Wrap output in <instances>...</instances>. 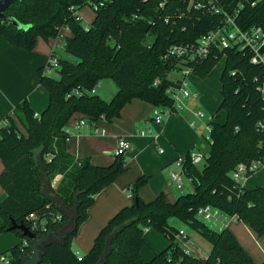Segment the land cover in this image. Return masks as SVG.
Here are the masks:
<instances>
[{"label":"trees","instance_id":"1","mask_svg":"<svg viewBox=\"0 0 264 264\" xmlns=\"http://www.w3.org/2000/svg\"><path fill=\"white\" fill-rule=\"evenodd\" d=\"M235 1L216 0L221 6ZM101 2L94 9V4ZM241 2L237 22L243 28L264 27V0ZM85 6L95 11L87 26L79 14ZM148 8H156L158 15L141 26L137 21ZM5 13L23 24L18 27L0 21V35L15 47L33 50L39 38L59 37L64 27L71 36L64 37L66 56H58L56 66L48 62L37 70L39 83L49 94L47 107L37 115L25 98L0 124L4 165L0 184L5 193L0 201V232L12 231L23 238L0 257L6 256L9 264H24L23 257L31 251V245L24 244L25 239L31 240L22 230H9L13 220L31 227L27 217L34 213L39 223H45L47 232H63L71 219L70 210L77 206V228L65 240L46 245L41 264H98L105 252L104 264H257L229 228L214 229L197 217V210L210 204L236 215L258 235L264 234V186H240L231 176L239 162L264 156V130L257 127L258 121L264 120V98L257 89L264 79V68L251 63L249 53L234 48L213 50L192 62L167 55L172 45L195 43L213 29L220 22L219 14L208 4L198 9L190 6V0H17ZM56 54L53 51L51 56ZM223 57L220 109H225L226 115L222 121L211 120V139L204 138L205 148H198L206 154L202 166L193 164L186 154L183 169L193 189L174 202L163 192L145 201L138 192L149 176L141 175L129 186L135 194L133 204L109 220L91 250L79 260L72 250L73 238L88 219L96 195L126 172L127 166L124 155L103 166L93 164L90 157L69 153V133L65 130L69 119L81 113L112 121L133 99L159 108L171 107L174 101L166 91L169 83L165 79L169 73L191 67L192 72L205 77ZM47 67L57 75L46 74ZM106 78L118 87L109 101L91 93ZM158 79L161 82L156 85ZM77 88L83 94H75ZM58 175L61 178L54 186ZM172 217L184 220L210 241L208 256L186 251L178 241L180 230L169 222ZM147 227L158 229L169 239L168 246L150 260L142 255ZM47 232L36 234L42 237Z\"/></svg>","mask_w":264,"mask_h":264},{"label":"crops","instance_id":"2","mask_svg":"<svg viewBox=\"0 0 264 264\" xmlns=\"http://www.w3.org/2000/svg\"><path fill=\"white\" fill-rule=\"evenodd\" d=\"M83 8L79 10L80 16H84ZM94 17L90 23L93 21ZM81 18L84 20L83 17ZM65 36H71V31L67 27L61 29L60 38H62V45L60 47L57 48L56 45L51 46L54 37L49 40L39 38L35 49L31 50V52H25L28 50L11 45L3 35H0V78L4 80V76L11 74V72L18 73L20 69V67L17 66L18 62L22 61L26 64L28 59L35 62V57L41 55L46 49L50 50L51 54L53 51L56 52L60 57L59 49L64 50L63 44ZM42 66L45 65L39 67ZM98 85H100V83ZM96 88L95 93L97 94L98 90ZM116 92L112 95V98ZM45 102L46 103L42 105L43 101L38 103L37 100L32 99V96H30V103L37 114H40L47 107L49 101L47 102L46 100ZM12 104H14L13 101L6 99L0 105V124L4 122V116ZM154 108L155 106L147 101L133 99L124 106L120 117L114 118L112 121L107 119L103 121H100V119L97 120L96 125L101 129L98 132H95L93 125L78 126L77 123L81 117L80 115H82L81 113H75L72 116L76 118V124L73 122L68 126L69 121L67 122L66 126L69 131V137L66 142L67 151L76 157H90L92 163L95 165L105 166L111 164L115 160V151L120 137L126 138L131 143V149L124 154L127 171L119 175L111 185L96 195L95 202L89 209L88 219L80 225L77 235L72 240V250L77 255L83 256L87 254H81L78 249H74L73 247V244L79 241V237L82 234L84 237H87V239H90L91 236L94 237L99 234V231H101L118 211L125 206L133 204L135 198L131 202L130 199L133 198V195L132 193L126 195V187L131 186L141 175L146 174L149 176V181L141 190L143 193L151 192V194L155 195L152 199L140 197L145 201L153 200L160 193L167 192L166 190L170 184L175 186L171 179L170 171L174 169L173 167H175L173 171H181L182 167L176 162L177 158L188 154L193 149H198L202 145L204 136L202 129H200L201 126L200 128H195L191 125L193 112L196 110L194 105H188V108L183 112L165 116L162 124L155 122L153 118ZM18 125L20 130L24 132V128L19 122ZM102 129H104V131H102ZM142 130L147 131V133L142 134ZM3 169L4 165L0 158V174ZM261 173L264 172L252 174L246 181L245 186L248 188L259 186V184H257V176L262 175ZM60 178L61 175L55 178L53 181L54 186ZM4 196L5 193L0 184V201ZM167 200L174 202L169 199ZM56 202H59L62 207V203L59 200H56ZM64 207L63 205V208ZM226 227L233 232L235 237L257 264L264 262V236L261 237L258 235L249 224L239 219H230L226 223ZM148 230L149 229L146 231ZM185 234L186 237H183L188 242L190 234L187 233V231H185ZM19 242L20 241L11 236V234L0 233V253ZM168 244L164 247L158 245V247L163 250ZM184 247L187 252L197 256L206 257L209 254L204 253L200 247L195 249L198 254H196L195 251L187 250L189 246L186 242ZM154 255L155 253H148L145 259L147 260Z\"/></svg>","mask_w":264,"mask_h":264},{"label":"built area","instance_id":"3","mask_svg":"<svg viewBox=\"0 0 264 264\" xmlns=\"http://www.w3.org/2000/svg\"><path fill=\"white\" fill-rule=\"evenodd\" d=\"M102 4V2L100 4H94V9H97ZM206 4L210 6L211 10L221 16L220 22L213 29L202 34L195 43L172 45L169 48L167 55L181 58L186 60V62H192L193 60H199L207 57L213 50L223 51L234 48L238 51L249 53L251 63L264 68V27L261 25H254L249 28H243L237 22L240 9L243 7L241 0H236L229 6H221L216 2V0H190V6L197 9ZM166 21H168V19H166ZM49 62L56 66L58 64V55L56 54L55 56H51V60ZM47 70L50 72L54 69H52V67H47ZM180 71L182 72L183 77L178 80L176 87H172L169 84V87L166 90L173 98V106L166 108H154L153 118L158 124H162L164 122L165 116L177 114L187 109V99L191 96H199L198 92H191L187 87L186 76L192 72L191 67H184ZM232 73L235 74L234 71ZM255 80H257V78H255ZM160 82L161 81L158 79L155 84L158 85ZM257 89L264 98V79L258 83ZM74 92L77 95L83 94V91L79 88L75 89ZM91 93H95V88L91 90ZM193 113L194 118L191 120V125L196 128L198 126L195 118H203L205 117V114L201 110H195ZM99 119L83 115L80 117L77 124L78 126L93 125L95 132H98L101 130L96 125V121ZM212 119L213 117H209V121L206 120L203 124L204 129L206 130V133L203 136L206 140L211 139L210 134L212 130ZM257 127L259 130H264V120H259ZM65 130L69 133L67 126L65 127ZM102 131H104V129H102ZM141 133L146 134L147 131L142 130ZM130 149L131 143L126 138L120 137L115 155H124ZM188 159H190L193 164H201L206 160V154L200 149H193L189 152ZM186 161V155L178 157L176 162L182 167V169L181 171L171 172V179L175 184V187L182 193L184 192L186 180L191 182V178L186 175L183 169ZM257 172H264V156L253 159L250 162H239L232 170L231 176L238 185L245 186L248 178ZM197 217L214 229L218 230L227 228L226 223L230 219H238L236 215L226 214L219 208L210 204L199 207L197 210ZM27 218L30 220L31 227L29 228L32 231L47 232L45 223H39L34 213H31ZM180 235L186 237L185 231L180 230ZM24 244L26 246L31 245V243L26 239L24 240ZM0 259L9 263L6 256H1ZM78 259L81 260L82 255L78 254Z\"/></svg>","mask_w":264,"mask_h":264},{"label":"rangeland","instance_id":"4","mask_svg":"<svg viewBox=\"0 0 264 264\" xmlns=\"http://www.w3.org/2000/svg\"><path fill=\"white\" fill-rule=\"evenodd\" d=\"M94 12L95 11L91 6H86L83 8L84 16H81L84 18L83 24L88 25L90 23V21L94 17ZM157 15H158V12L156 8H148L143 12L140 19L137 22L141 26H146ZM61 39L62 38H60V36L59 38L58 37L54 38L51 46L56 45L57 48L60 47L62 45ZM59 50H60L59 51L60 56L62 57L66 56V53L64 50H61V49ZM25 52H31V50H28ZM35 58H36L35 62H32V60L30 59H28L26 64H24V62L22 61L18 62L17 66L20 67L18 73L11 72V74L4 76V80L0 78V105L6 99L14 102L12 106L10 105L11 110L9 109L8 112H6L4 118L8 114H11L14 106L18 102L24 100L25 98H27L30 101V96H32V99L37 100L38 103L43 101L42 105L46 103L45 102L46 100L47 102L49 101L48 92L42 86H40L37 68L41 65L46 66L48 64V62L51 60V51L46 49V51L42 52L41 55ZM224 67H225V57L221 58L219 62L213 67V69L205 77H201L194 72H191L186 76L187 87L190 89V91L199 93L198 97L191 96L189 98L190 100L187 99V105H194V107H196V110H201L204 112L205 117L195 118V120L197 121V126L199 128L201 126L200 129H202L203 135L206 133V130L204 129L203 124L206 120L209 121V117H215V119H218L220 121L225 119L226 111L225 109H220V104L222 101L221 75H222ZM46 74L50 76L57 75V73L54 70L50 72L46 70ZM182 77H183L182 72L180 70H175L169 73L165 79L172 87H176L178 80ZM96 87H97L96 89L98 90L97 94L100 95L102 98L106 99L107 101L112 99V95L117 91L116 82L110 78H106L102 80L100 82V85ZM16 97H19V98H16ZM80 116H83V114ZM104 119L106 118L104 117L100 118V121H103ZM73 122L75 124L77 123V120L75 117H71V119L68 122V126ZM201 146L202 148H205L206 146L204 139L202 140ZM202 164L203 163H201L200 166H202ZM173 168L175 169V167ZM174 169H172L171 171H173ZM261 174L262 175L257 176V181H258L257 184L264 186V173H261ZM192 189H193V186L188 180H186L183 193H187L191 191ZM166 191L167 192H165V195L167 199L171 201H175L176 198L182 194V192L177 190V188L174 185L172 186V184L168 186V189ZM128 193H132L133 195V198L130 199L132 202L135 198V194L132 188L126 187V195ZM49 194L51 196L53 195L50 192ZM138 194L139 196L145 197V199H152L155 195V194H151V192L143 193L141 189H140V192H138ZM169 222L176 229L178 230L183 229L187 231V233L190 234V238L188 242L182 235L180 234L177 235L178 241L183 247L185 245V242L187 243V245L189 246L187 250L195 251V253L198 254L195 249L200 247V249L204 251V253L208 254L210 252L211 250L210 241L206 239L205 237H203L198 232L194 231L187 222L179 218H176V217H172L169 220ZM147 229L149 230L146 231ZM146 230H145L146 243L142 251L144 258L145 256L148 255V253H156V251H160L161 249L158 247V245L161 247H164L165 245L169 243V239L163 233H161L158 229L154 227H147ZM0 233L11 234V236H13L15 239L17 238L20 242L23 240L22 237L18 236L16 233L12 231H4ZM97 235H95L94 237L91 236L90 239H87V237H84V235L82 234L79 237L80 238L79 241L73 244L74 249H78L81 254L88 253L93 247L94 242H95V237ZM263 236L264 234L261 237ZM151 258L152 256L149 259ZM0 264H7V263L6 261H2L0 259Z\"/></svg>","mask_w":264,"mask_h":264},{"label":"water","instance_id":"5","mask_svg":"<svg viewBox=\"0 0 264 264\" xmlns=\"http://www.w3.org/2000/svg\"><path fill=\"white\" fill-rule=\"evenodd\" d=\"M15 1L17 0H0V21L4 23H13L18 27H23V24H21L17 19L5 13V10L12 6ZM70 213L72 214L71 219L63 232L49 230L42 237H38L36 232L32 231L24 222L18 223L15 220L12 221V225L9 227V230L20 229L22 230L23 235L30 238L31 240V251L27 256L23 257L24 264H41L45 255V246L53 241L65 240L68 235L77 228V206L71 209ZM105 256L106 252L98 264L105 263Z\"/></svg>","mask_w":264,"mask_h":264}]
</instances>
